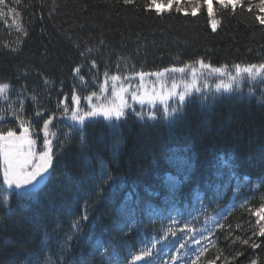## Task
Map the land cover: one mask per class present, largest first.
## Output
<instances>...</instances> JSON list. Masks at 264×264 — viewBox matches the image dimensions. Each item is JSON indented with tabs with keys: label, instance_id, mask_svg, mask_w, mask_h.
Listing matches in <instances>:
<instances>
[{
	"label": "trees",
	"instance_id": "trees-1",
	"mask_svg": "<svg viewBox=\"0 0 264 264\" xmlns=\"http://www.w3.org/2000/svg\"><path fill=\"white\" fill-rule=\"evenodd\" d=\"M146 3L5 0L0 5V83L10 84V90L0 96L5 117L0 129H12L19 136L23 122L30 138L42 147L43 120L54 114L49 130L57 134L49 137L54 159L46 183L34 196L11 191L9 203H0V264H104L91 254L98 238L110 245L109 251L122 256L128 245L137 249L145 237L160 235L161 224L151 222L141 204L136 213L142 221L139 231L122 233L121 203L135 190L161 217L174 214L166 177L183 180L185 157L191 159L193 169L176 198L177 207L190 208L199 188L209 216L224 212L202 247L206 251L196 259L197 251L191 260L195 264H264V236L258 234L264 227L260 219L264 216V83L245 82L242 92L229 95L216 93L209 79L202 93L186 98L183 116L173 123L141 122L129 111L117 128L95 118L86 122L82 133L73 130L70 138L64 135L72 121L62 109L67 104L70 112L77 107L85 110L86 97L100 91L107 78L185 64L199 67L198 60L213 67L226 65L229 71L237 64L264 63V25L257 19L263 17L261 0H237L235 9L212 0L211 15L205 0H173L170 6L165 0L168 10L159 14L146 9ZM177 7L184 11L177 12ZM249 87L254 95L248 94ZM203 93L206 107L200 103ZM117 139L120 144L115 147ZM221 156L231 169L221 167ZM101 160L115 182L102 183L97 195L94 184L99 182ZM2 166L0 157V177ZM231 172L235 176L225 189ZM237 182L241 188L234 194ZM145 188L159 194L149 198ZM218 195L219 203L211 202ZM85 201L87 221L81 220ZM73 221H80V230L64 251L61 245L72 232ZM202 224L203 219L192 227ZM180 237L174 239L175 247Z\"/></svg>",
	"mask_w": 264,
	"mask_h": 264
},
{
	"label": "snow or ice",
	"instance_id": "snow-or-ice-1",
	"mask_svg": "<svg viewBox=\"0 0 264 264\" xmlns=\"http://www.w3.org/2000/svg\"><path fill=\"white\" fill-rule=\"evenodd\" d=\"M18 2V0H17ZM125 4H129L132 0H123ZM178 2V0H177ZM165 0H148L146 3V9H154L158 14L162 13L167 9V7H161L164 5ZM173 0H167V5H171ZM207 4L208 14H212V0H205ZM222 7L228 8L230 5L233 9L236 7V0H219ZM5 0H0V5H4ZM261 11H264V0H261ZM177 12H183L184 9L177 7L175 9ZM251 10V9H249ZM9 11H15L14 9H9ZM0 15H2V9H0ZM192 15H196V11H192ZM260 24L264 25V17H257ZM213 28H215V21H213ZM199 65L201 71L198 73L197 68L193 64H185L183 67H171L163 68L155 73H148L147 75H155L158 79H164L165 75L168 74L171 80L170 87L165 91V85H161V91L157 93L155 90L152 91L151 95L145 91L142 95L138 92H132L131 99L138 100L141 109L144 105H149L148 113H144L142 110L137 111L136 108L131 107L124 99V94L127 93V89L121 88L119 91H115L116 100L109 103L93 104L87 110H80L79 107L75 108L70 112L69 107L66 106L62 109L64 116L72 121L69 126L68 132L64 133L66 138H70L72 131L83 132V127L86 122H92L95 118H102L109 127L117 128L118 122L127 119V113L130 110L133 115L137 117L141 122L145 121H157L163 119L168 123H173L176 119L183 116V106L186 102V98H191L193 92L202 93L204 87H207L208 74H215L221 77L218 83L215 84L216 93H227L229 95L235 92H242V86L245 82L253 83L259 82L264 83V63L261 64H249V65H234L233 71L228 70V66L213 67L210 64H206L203 60L196 61ZM93 66H95V61H93ZM76 73L80 72L79 68L74 69ZM174 74H180L182 79L179 83L173 79ZM190 74V79H184L183 77ZM139 76L143 77L146 73H139ZM203 76V83H199V77ZM222 77H226L223 79ZM113 81L120 80L119 76H113ZM105 85H107V80H105ZM182 85V90L177 91ZM10 90V84L0 83V96L5 95ZM249 95H254V89L249 87ZM96 93H91L86 97L88 101H92ZM175 97L177 106H170L169 100ZM207 94L203 93L200 99L202 107H206ZM215 94H213V99H215ZM118 100V102H117ZM76 104L79 105L80 98L75 97ZM68 103H71L69 101ZM156 103L161 106L159 109L160 116H157V110L155 109ZM70 113V114H69ZM15 114V110H13ZM36 115L40 116L38 112ZM53 119H55L54 114L49 115L47 119L43 120V150L39 153L38 157L31 151V146L35 144V140L31 139L29 136V128L25 127L22 122L20 127L23 128V133L17 135L12 129H0V157L3 159L2 166V177H0V194H2V200L0 203L7 205L9 203V196L7 193L15 191L20 196H34L39 190L41 185L46 183L50 177L49 169L53 166L54 153L52 148V139L49 137H56L55 132H50L49 126L52 124ZM5 117L0 110V121H4ZM81 143H84V137H80ZM59 141H57L58 143ZM27 144L29 150L26 152L22 151V146ZM120 140L117 139L115 147H118ZM38 159V162L33 161ZM184 167L181 170L183 174V180L178 177H173L171 175L166 177V183L169 187L171 197L169 202L172 207L170 211L175 212V215L169 214L167 217H161L158 212L152 209L150 201H145L139 193L129 191L119 207L124 223L120 225V230L124 232L139 231L137 225L142 223L141 217L138 216L137 209L141 204L144 205L142 211H147V215L151 222L155 223L157 221L161 224L160 235H153L151 237H145L139 244L137 249H133L131 245L127 246L126 254L123 256L115 251L114 249L109 251L110 245L105 246V242L101 239H96L92 255L98 256L104 264H137V262L143 261L144 264H195V261L186 260L188 253L193 249L186 247V245H199L201 240L206 239V231L208 229V224L211 223L215 227L218 223L217 216L223 217L224 212L220 210L215 216H209L207 214V205L204 203L203 193L197 188L193 193V203L189 208L185 205L184 211H181L177 207V197L180 195L181 189L184 183L190 179V174L193 169V164L190 158H183ZM221 167H226L231 169L232 165L223 156L220 157ZM100 172H99V182L94 184L97 189V195H99L100 185L102 183L112 181L115 182V178L108 171L107 164L101 160L100 161ZM47 174V175H46ZM218 176L223 174L218 172ZM235 176L234 172H231L228 176L224 187L227 189L231 184L232 177ZM94 181L96 179L95 175L91 177ZM247 179V178H245ZM123 187V185H121ZM211 187V185H209ZM218 187V186H217ZM241 184L237 182L234 189V194L240 191ZM145 194L151 198L157 196L159 193L153 191L149 188H145ZM135 197V201H134ZM221 196L218 195L212 198L213 203H219ZM135 203L136 207H129L131 203ZM264 209V205L261 206ZM257 215H260L257 212ZM152 217H156L152 220ZM187 217V218H185ZM87 201H85V210L81 215V220L87 221ZM201 219L204 220V227L194 228L192 225L196 224ZM261 220H264V216H260ZM182 225L179 228L180 232L184 235L180 237V242L178 247H175V241L170 240L169 237L175 238L177 235V226ZM187 229V232H184ZM80 230V221H73L72 232L66 235L61 248L64 251L69 250L70 244L73 236ZM256 233H254L255 235ZM260 236H264V227H261L258 233ZM48 236H45V243L48 241ZM167 242V243H165ZM243 243L247 244L248 241L244 240ZM253 247H259V245L253 244ZM205 248H200L197 253L196 259H199L200 255H203ZM61 259L63 255L61 253ZM51 260V257H49ZM255 264V262H253Z\"/></svg>",
	"mask_w": 264,
	"mask_h": 264
},
{
	"label": "rangeland",
	"instance_id": "rangeland-1",
	"mask_svg": "<svg viewBox=\"0 0 264 264\" xmlns=\"http://www.w3.org/2000/svg\"><path fill=\"white\" fill-rule=\"evenodd\" d=\"M237 1V0H236ZM161 7H164V5H161ZM263 14L262 16L264 17V11H261ZM198 73L201 71H205V70H201L199 67H196ZM206 72V71H205ZM234 73V71H233ZM212 76V77H211ZM211 77V78H210ZM173 79L176 80L177 83L180 82V80L182 79V77L180 76V74H174ZM184 79H190V74L188 76L183 77ZM223 79H226V77H222ZM209 79H212V81L214 82L212 85L210 86H215L216 83L219 82V80L221 79V77H219L218 75L215 74H208V81ZM105 80H107V85H105ZM104 82L101 84L100 86V91H96V95L93 97L92 101H88V106H86L85 110H87L89 107H91L93 104H102V103H109L113 100H116L115 97V91H119L121 88H125L127 89V93L124 94V99L125 101L131 106L134 107L138 110H142L144 113H148L149 111V105H144L143 108L141 109V106L138 103V100L134 101L131 99V94L132 92H138L139 94H143L145 91L148 92L149 95H151L152 91L155 90L157 93H159L161 91V85H165V91L168 90V88L170 87V83L171 80L169 78V75L166 74L164 79H158L155 75H144L143 77L139 76V75H135L132 77H126V78H120V80L118 81H113L112 78H107L105 79ZM204 80V77L201 76L199 77V83L201 84ZM182 90V85L180 88L177 89V91ZM118 102V100H117ZM175 102V97L171 98L169 100V105L170 106H174ZM160 105L159 103H156L155 105V109L157 110V116L160 115V112H158V110L160 109ZM130 111V110H129ZM128 111V112H129ZM131 113V111L129 112ZM42 147H39V145H37L36 143L34 145L31 146V151H33V153L36 155V157H38L39 153L43 150V145H40ZM35 147H38L37 149H35ZM29 150V146L27 144L22 146V151L26 152ZM34 163L38 162V159L33 161ZM172 215H175L172 214ZM218 216H217V221H218ZM204 227V224H202ZM208 229H210V231H206V239L201 240V243L199 245H186V247H190L193 250L190 251L188 253V256L185 258L186 260H191L195 255L196 252L203 247L204 244H206L208 242V237L210 236L211 232L213 231V227L212 224L209 223L208 224ZM177 236L175 238H177L179 235H184L183 232H180L177 228ZM175 238H172L171 236L169 237L170 240H174ZM182 242V241H181ZM138 263V262H137ZM142 263V262H141ZM139 263V264H141Z\"/></svg>",
	"mask_w": 264,
	"mask_h": 264
},
{
	"label": "water",
	"instance_id": "water-1",
	"mask_svg": "<svg viewBox=\"0 0 264 264\" xmlns=\"http://www.w3.org/2000/svg\"><path fill=\"white\" fill-rule=\"evenodd\" d=\"M140 262H142V261H140Z\"/></svg>",
	"mask_w": 264,
	"mask_h": 264
}]
</instances>
